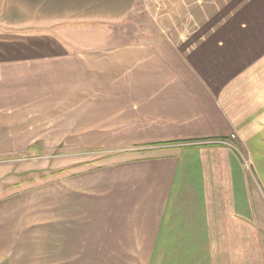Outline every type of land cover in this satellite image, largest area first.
<instances>
[{
    "label": "crops",
    "instance_id": "obj_1",
    "mask_svg": "<svg viewBox=\"0 0 264 264\" xmlns=\"http://www.w3.org/2000/svg\"><path fill=\"white\" fill-rule=\"evenodd\" d=\"M225 1L0 0V154L50 122L145 151L0 197V264H264V35Z\"/></svg>",
    "mask_w": 264,
    "mask_h": 264
},
{
    "label": "rangeland",
    "instance_id": "obj_2",
    "mask_svg": "<svg viewBox=\"0 0 264 264\" xmlns=\"http://www.w3.org/2000/svg\"><path fill=\"white\" fill-rule=\"evenodd\" d=\"M231 1H225L224 6L219 8L226 18H232ZM263 3H260V0H257V4L254 0H242L241 10L238 13L236 10L235 17L237 16V20L241 19V25H245V28L242 27L243 31L247 32L251 29L252 33L264 35ZM140 21L141 24L137 25L133 18L128 24H111L110 27L103 24H50L48 29L58 31L69 42L85 43L86 35L89 33L135 34L140 30L153 32L154 27L150 20L142 17ZM226 29V32H235L236 26ZM54 123L48 124V137L34 139L22 152L0 154V197L4 198L31 189L36 190L42 184L57 182L85 171L145 154V151L133 147L102 145L101 141L104 138H93L86 134L65 138L64 135L72 133L68 125L60 123L55 129ZM57 134L60 137H57ZM96 142H101V145H95ZM232 143L238 149L234 140ZM236 153L240 154V151Z\"/></svg>",
    "mask_w": 264,
    "mask_h": 264
},
{
    "label": "built area",
    "instance_id": "obj_3",
    "mask_svg": "<svg viewBox=\"0 0 264 264\" xmlns=\"http://www.w3.org/2000/svg\"><path fill=\"white\" fill-rule=\"evenodd\" d=\"M234 136H232L231 137V139H228V140H223V141H219L218 143H220V144H223V145H227V146H229V147H231L235 152H237V151H239V149H237V147H235L234 145H233V140H234Z\"/></svg>",
    "mask_w": 264,
    "mask_h": 264
}]
</instances>
